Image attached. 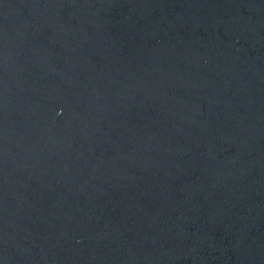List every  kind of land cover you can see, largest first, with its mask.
<instances>
[{
    "label": "water",
    "instance_id": "water-1",
    "mask_svg": "<svg viewBox=\"0 0 264 264\" xmlns=\"http://www.w3.org/2000/svg\"><path fill=\"white\" fill-rule=\"evenodd\" d=\"M0 264H264V0H0Z\"/></svg>",
    "mask_w": 264,
    "mask_h": 264
}]
</instances>
